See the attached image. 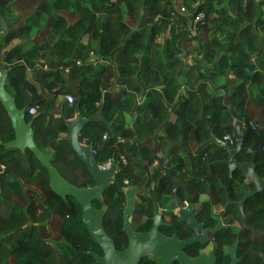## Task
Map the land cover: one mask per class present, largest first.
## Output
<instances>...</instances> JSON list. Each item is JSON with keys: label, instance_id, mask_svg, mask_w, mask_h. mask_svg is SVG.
Here are the masks:
<instances>
[{"label": "trees", "instance_id": "trees-1", "mask_svg": "<svg viewBox=\"0 0 264 264\" xmlns=\"http://www.w3.org/2000/svg\"><path fill=\"white\" fill-rule=\"evenodd\" d=\"M197 13L203 16L194 23ZM260 15L258 0H0L6 89L26 107L38 146L49 147L51 163L79 187L95 181L68 142L67 123L77 105L82 117L100 115L79 140L95 149L98 163L116 166L93 204L104 210L102 224L118 249L127 244L123 188L143 185L157 154L187 172L191 161L180 156L179 143L197 144L198 171L208 169L212 147L225 157L223 146L208 141L209 128L223 137L233 126L230 106L244 112L254 99L243 78L258 75L264 55ZM44 91L50 97H41ZM66 94L72 103L59 98ZM13 137L0 101V264H96L89 251L103 252L81 205L51 189L30 149L5 148ZM169 187L159 184L160 191Z\"/></svg>", "mask_w": 264, "mask_h": 264}, {"label": "flooded vegetation", "instance_id": "flooded-vegetation-1", "mask_svg": "<svg viewBox=\"0 0 264 264\" xmlns=\"http://www.w3.org/2000/svg\"><path fill=\"white\" fill-rule=\"evenodd\" d=\"M258 1L264 24V0ZM261 55L258 75L249 73L243 78L247 92L253 91L254 99L246 102L244 112L230 106L232 130L221 138L216 136L221 141H216L218 145L226 143L232 147L230 151L223 146L226 149L223 159L217 158L214 146L208 169L198 171L193 159L197 144L187 140L185 144L179 143V147L180 156L190 158L189 172L178 161L168 164L165 156L157 154L144 184L123 188L126 204V189L137 187L130 221L133 230L150 232L158 212L157 231L179 241L194 239L183 246L182 252L191 260L202 256L200 264H264V55ZM236 164L242 165V169L235 167ZM157 168L161 172L154 177ZM168 169L170 176L166 175ZM174 180L178 183L175 192L181 205L173 203ZM162 181L169 182L168 190L160 191ZM138 208L139 212L135 213ZM139 264H156V261L148 253Z\"/></svg>", "mask_w": 264, "mask_h": 264}, {"label": "water", "instance_id": "water-1", "mask_svg": "<svg viewBox=\"0 0 264 264\" xmlns=\"http://www.w3.org/2000/svg\"><path fill=\"white\" fill-rule=\"evenodd\" d=\"M0 26L3 31V33L0 32V36L8 33V27L3 17H0ZM5 80L6 71L2 70L0 73V101L10 118L14 129V137L7 142H3V145L5 148H16L21 151L30 149L40 164L46 168L51 189L64 199L67 196L74 197L81 205V219L86 225L91 238L99 245L103 252V254H100L96 251H89L95 257L96 264H139L142 256L148 253L152 254V258L156 261V264H172L174 261H180L182 264H200L203 260L202 256L191 260L182 252L183 246L192 243L194 239L179 241L176 237H167L157 231V224L160 222L158 212H156L155 223L150 232H137L132 229L130 226L131 213L134 195L137 191V187L134 186L129 187L125 191L126 204L123 212L122 229L128 237V244L124 249H118L102 224L104 210L97 208L93 204V201L101 199L109 180L116 171V166L111 164L109 167H100L90 150L91 145H86L79 140V133L82 128L87 123L99 119L100 115L82 117L79 113V105H77L74 117L67 123L68 142L76 155L85 163L95 181L93 187H79L66 180L51 163L45 152L38 146L35 141V131L32 123L26 121V107L18 108L14 96L6 89ZM236 130L239 137H241L239 123H237ZM209 131V141L221 142L210 128ZM222 144L228 150H232V147L226 143ZM228 162H232L231 157ZM237 166L242 169V165L236 164L235 167ZM166 175L170 176V169L167 170ZM177 185V181L174 180L172 191L173 203L181 205L175 192ZM188 223L191 224L190 221Z\"/></svg>", "mask_w": 264, "mask_h": 264}, {"label": "built area", "instance_id": "built-area-1", "mask_svg": "<svg viewBox=\"0 0 264 264\" xmlns=\"http://www.w3.org/2000/svg\"><path fill=\"white\" fill-rule=\"evenodd\" d=\"M202 16H203L202 13H197L193 19L194 20L193 22L196 23V22L200 21L202 19ZM1 71H2V69L0 67V73H1ZM65 99L69 103H72L74 101V97L71 94H66ZM28 113L29 114H35L36 113V107L35 106L28 107ZM105 137H106V134L103 135V138H105ZM90 150H91L92 154L95 153V149L92 148V146L90 147ZM111 164L112 163L110 160H107L103 163H99L100 167H109ZM3 168H4V165L0 164V169H3Z\"/></svg>", "mask_w": 264, "mask_h": 264}, {"label": "crops", "instance_id": "crops-1", "mask_svg": "<svg viewBox=\"0 0 264 264\" xmlns=\"http://www.w3.org/2000/svg\"><path fill=\"white\" fill-rule=\"evenodd\" d=\"M4 49H5V48H3V50H4ZM0 54H1V53H0ZM187 60L189 61V59H187ZM2 70H3V69H2ZM228 77H229V78H232L233 75L230 74ZM5 81H6V80H5ZM223 91H224V90H223L222 88L219 89V92H220V93H222ZM40 94H41V97H50V91H44L43 93H40ZM59 98L62 99V98H65V96H60ZM128 121L131 122V118H130V117L128 118ZM62 135H64V134H62ZM86 145H87V144H86ZM43 151L45 152V154H46L47 156H50L51 150H50L49 147L44 148Z\"/></svg>", "mask_w": 264, "mask_h": 264}, {"label": "rangeland", "instance_id": "rangeland-1", "mask_svg": "<svg viewBox=\"0 0 264 264\" xmlns=\"http://www.w3.org/2000/svg\"><path fill=\"white\" fill-rule=\"evenodd\" d=\"M16 10H20V7L18 6V7H16ZM1 27V26H0ZM0 32H2L3 33V31H2V29H0ZM193 33H195L194 31H193ZM188 59V58H187ZM48 229H50V233H51V235L52 236H54L55 235V230L52 228V226L51 225H48Z\"/></svg>", "mask_w": 264, "mask_h": 264}, {"label": "bare ground", "instance_id": "bare-ground-1", "mask_svg": "<svg viewBox=\"0 0 264 264\" xmlns=\"http://www.w3.org/2000/svg\"><path fill=\"white\" fill-rule=\"evenodd\" d=\"M205 115V114H204ZM110 138V137H109ZM98 152V151H97Z\"/></svg>", "mask_w": 264, "mask_h": 264}]
</instances>
